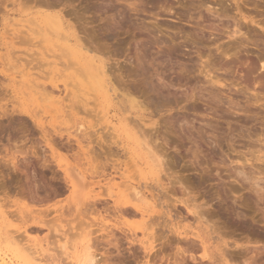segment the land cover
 I'll list each match as a JSON object with an SVG mask.
<instances>
[{"label":"rangeland","instance_id":"obj_1","mask_svg":"<svg viewBox=\"0 0 264 264\" xmlns=\"http://www.w3.org/2000/svg\"><path fill=\"white\" fill-rule=\"evenodd\" d=\"M261 61L264 0H0V264H264Z\"/></svg>","mask_w":264,"mask_h":264},{"label":"bare ground","instance_id":"obj_2","mask_svg":"<svg viewBox=\"0 0 264 264\" xmlns=\"http://www.w3.org/2000/svg\"><path fill=\"white\" fill-rule=\"evenodd\" d=\"M134 7H135V6H134ZM134 7H133V8H134ZM134 9H135V8H134ZM224 9H225V11L227 10L226 8H224ZM222 11L224 12V10H222ZM221 13H222V12H221ZM225 13H226V12H225ZM57 15H58V14H57ZM235 21H236V20H235ZM235 21H234V22H235ZM251 21H252V20L250 19V22H251ZM237 22H238V21H237ZM61 23H62V22H61ZM251 23H252V22H251ZM253 23H254V22H253ZM234 25H235V26H234V29H233V30L230 32V34H229L231 38H232V36H234V35L237 36V35H239V34L242 35V34L244 33V32H243L242 34L240 33V32H241V27H243V26H241V24L238 25V23H236V24L234 23ZM61 26H62V25H61ZM229 31H230V30H229ZM245 34H246V33H245ZM242 36H243V35H242ZM21 37H22V36H21ZM230 37H229V38H230ZM234 37H235V36H234ZM26 38H27V37H26ZM152 38H153V37H152ZM188 38H189V37H188ZM194 39H195V38H194ZM31 40H32V39H31ZM232 40H233V41L231 42V44L228 45V43H226L227 46L225 45V48H224V47H223L224 49L222 48L223 52L220 50V51L222 52V55L226 56V55L228 54V53H227L228 50H229V52H230V51L232 52V50H230V49L232 48V46L234 45V43H239V42H237V40H234L233 38H232ZM153 41H154V38H153ZM156 41H158V40H156ZM241 41H242V40H241ZM186 42H187V41H186ZM156 43H158V42H156ZM229 43H230V41H229ZM234 46H235V45H234ZM234 46H233V47H234ZM236 49H237V48L234 47V50H236ZM221 52H220V53H221ZM259 56H260V55H259ZM93 57H94V56H92V57L90 58L92 62H93V60H94ZM86 58H87V57H86ZM97 58H98V57H97ZM95 59H96V58H95ZM218 59H219V58H218ZM87 63H88V62H87ZM261 63H262L261 67L264 68V62L261 61ZM97 64H98V63H97ZM252 64H253V63H252ZM39 65H40V64H39ZM92 65H93V64H92ZM94 66H95V65H94ZM94 66H93V67H94ZM105 66H106V65H105V62H103V61H101V60L99 59V64H98L97 66L94 67V69H95V71H96V72H94V73H95L94 76H97V77L99 76V79H101L102 88L105 87V92H106L107 95L109 96L108 92H109L110 90H112V91L114 92V87H112V83H111V81H110V79H109V77H108V74H107V71H108V70L105 69ZM191 66H192V65H191ZM192 68H193V67H192ZM253 68H254V67H253ZM253 68H252V70H253ZM193 70H194V69H193ZM250 70H251V69H250ZM252 70H251V71H252ZM189 71H190V70H189ZM206 71H208V70H206ZM251 71H250V72H251ZM87 72H88V71H87ZM198 72H199V71H198ZM200 72H201V71H200ZM250 72H249V73H250ZM188 73H189V72H188ZM260 74H261V73H259V75H260ZM192 75H193V74H192ZM248 75L250 76V74H248ZM248 75L245 76V77H248ZM262 77H263V74L260 75V79H262ZM248 78H250V77H248ZM255 78H257V77L255 76ZM258 78H259V77H258ZM94 79H95V78H94ZM260 79H258V80H260ZM248 80H249V79H248ZM256 80H257V79H256ZM263 80H264V77H263ZM263 80H260V81H263ZM97 81H98V80H97ZM97 81L95 80V82L98 84ZM106 81H107V82H106ZM206 81H207V80H206ZM253 81L255 82V80H253ZM87 82H88V81H87ZM89 82H90V81H89ZM211 82H212V83H214V82L217 83V82H218V79H217V81L215 80V81H211ZM215 83H214V84H215ZM260 83H261V82H260ZM87 84H88V83H87ZM89 84H90V83H89ZM101 84H98V85H100V87H101ZM107 84H108L109 86H108ZM262 84H263V83H262ZM90 85H91V84H90ZM90 85H89V87H90L89 90H91L90 92H92V88H94V87H91ZM247 85H249V84H247ZM247 85H246V86H247ZM107 86H108V87H107ZM259 86L262 87L261 89H264V84H263V85H259ZM96 88H97V87H96ZM96 88L93 89V91L96 90ZM244 88H245V87H244ZM248 89H249V87H248ZM97 90H98V89H97ZM99 91H100V90H99ZM246 91H247V90H245V92H246ZM263 91H264V90H263ZM94 92H95V91H94ZM94 92H93V93H94ZM96 92H97V91H96ZM101 92H102V91H101ZM88 93H89V92H88ZM97 95H100V94H97ZM110 95H111V92H110ZM94 96H95V95L93 94V97H94ZM104 97H105V96H104ZM255 97H256V96H255ZM94 98H95V97H94ZM249 98H250V97H249ZM252 98H254V97H252ZM117 99H118V98H117ZM94 100H96V99H94ZM97 100H98V99H97ZM97 100H96V101H97ZM105 100H106V99H105ZM121 102H122V101H121ZM125 102H126V101H125ZM127 103H129V102H127ZM138 104H139V103H138ZM132 105H133V103H132ZM134 106H135V105H134ZM136 106L138 107V105H136ZM137 107H136V108H137ZM134 108H135V107H134ZM138 108H140V106H139ZM140 109H141V108H140ZM2 112H3V111H2ZM5 114H6V113H5ZM5 114H4V116H5ZM8 116H9V115H8ZM0 120H1V119H0ZM0 122H1V121H0ZM134 123H135V122H134ZM139 125H140V124H139ZM139 127H140V126H139ZM1 129H2V128H1ZM139 130H140V129H139ZM261 130H263V129H261ZM141 133H142V132H141ZM143 133H144V132H143ZM259 133H260V132H259ZM259 133H257V134H259ZM10 134H11V133H10ZM142 135H143V134H142ZM8 136H9V135H8ZM260 136H262V137H261V138H257V141H256V142L258 143L259 146H256V145H255L256 147H254V148H256V149L250 151V158H246V159H245L246 161H248V160H251V161H252V163H250V166H251V165L253 166L257 161H260V162H261V164H260V163H259V164L256 163V166H255V167H258V168L255 169V170H257V173H256V171L253 170V169H252V170H253L252 173H251V171H250L249 173H246V172H245L246 170H245V171L243 170V165H242V166H239V165H236V164H235L236 166H233V168H232V169L234 170V171L232 170L233 173H234V172H237L236 174H238V175H241V174H243L244 176L246 175L245 178H243L244 176L242 177L243 180H245V179H247V180H249V179L252 180V181H253L252 185H253V184H256V183H257L256 185H258V182H259L258 180H260V179L263 180V179H264V178H262V177L264 176V175H263V174H264V131H261ZM1 137H2V136H1ZM141 138H142V136H141ZM6 140H7V139H6ZM7 141H8V140H7ZM253 141H254V140H253ZM140 142H141V141H140ZM256 142H253V143L255 144ZM141 143H144V142H141ZM141 143H140V144H141ZM3 144H4V143H3ZM103 144H104V143H103ZM113 144H114V142H113ZM5 145H6V144H5ZM104 145H105V144H104ZM141 145H142V144H141ZM3 146H4V145H3ZM144 146H146L145 149H148V151H147V150H146V151L149 153V156L153 158V159H150V158H149V159H150V160H154V161L156 162V165L159 166V169H160L161 167L163 168V167L165 166V165H164L165 162L163 163V160H162V158H161L162 156L160 157L159 154L152 155L153 153H155V152H153V151H152V153H151V155H150V151H149V149H151V148H150L147 144L144 145ZM144 146L142 145L143 148H144ZM253 146H254V145H252L251 148H253ZM106 147H107V146H106ZM248 147H249V146H248ZM3 149H4V148H3ZM7 149H8V148H7ZM107 150H108V149H107ZM142 150H143V149H142ZM152 150H153V148H152ZM249 150H250V148H249ZM249 150H248V151H249ZM12 152H13V151H12ZM27 152H28V151H27ZM32 152H33V150H32ZM36 152H37V151H36ZM25 153H26V151H25ZM34 153H35V152H33V154H34ZM21 154H22V153H21ZM38 154H39V153H38ZM27 155H28V154H27ZM30 155H31V154H30ZM143 155H144V154H143ZM157 155H158L159 157H157ZM244 155H245V154H244ZM13 156H14V155H13ZM23 156H24V155H23ZM41 156H42V155H41ZM238 156H239V155H238ZM241 157H242V156H241ZM243 157H244V156H243ZM16 159H17V158H16ZM34 159H35V158H34ZM242 159H243V158H242ZM9 160H10V158H9ZM28 160H29V159H28ZM39 160H40V159H39ZM221 160H223V159H221ZM5 161H6V160H5ZM16 161H17V160H15V162H16ZM164 161H165V160H164ZM240 161H241V160H240ZM222 162H223V161H222ZM241 163H242V162H241ZM5 164H7V163H5ZM228 164H229V163H228ZM242 164H243V163H242ZM244 164H245V162H244ZM246 164H247V163H246ZM15 165H16V167H17V164H15ZM162 165H164V166H162ZM9 166H10V165H9ZM11 166H13V164H12ZM42 166H43V165H42ZM167 166H168V165H167ZM248 167H249V166H248ZM255 167H254V168H255ZM13 168H15V167H13ZM154 168H155V167H154ZM16 169H17V168H16ZM163 169H165V168H163ZM17 170H18V169H17ZM156 170H157V169H156ZM165 170H166V169H165ZM10 171H11V170H10ZM18 171H19V170H18ZM247 171H249V170H247ZM254 171H255L256 175L253 174ZM159 172H160V171H159ZM262 172H263V173H262ZM233 173H232V174H233ZM240 173H241V174H240ZM250 173H251V174H250ZM160 174H161V173H160ZM160 174L158 173L159 178H160V176H161ZM260 174H262L263 176L259 177ZM233 175H234V174H233ZM201 176H202V175H201ZM156 177H158V176H156ZM239 177H240V176H239ZM159 178H157V179H159ZM242 178H241V179H242ZM161 179H162V178H161ZM161 179H159V180H161ZM153 180H154V179H153ZM243 180H242V181H243ZM4 181H5V180H4ZM157 181H158V180H157ZM242 181H241V183H242ZM257 181H258V182H257ZM244 182H245V181H244ZM255 182H256V183H255ZM154 183H155V182H154ZM157 183H158V184H161L162 181H161V183H160V181L157 182ZM157 183H156V184H157ZM156 184H155V185H156ZM162 184L164 185L163 187L168 186V184H166V186H165L164 182H163ZM162 184H161V186H162ZM138 185H139V184H138ZM147 185H148V184H147ZM147 185H145V186H147ZM153 185H154V184H153ZM156 186H159V185H156ZM250 186H251V185H250ZM258 186H259V185H258ZM131 187H132V186H131ZM148 187L150 188L151 186L149 185ZM132 188H133V187H132ZM146 188H147V187H146ZM166 188H167V187H166ZM169 188H170V187H169ZM255 188H256V191L253 189V190L255 191V194H257V193L260 191V192L258 193L259 195L257 194V196H259L260 199L264 198V194H263L264 192L262 193V191H264V188H263V187H259V188L255 187ZM262 188H263V189H262ZM130 189H131V188H130ZM135 189H136V188L134 187V190H135ZM167 189H168V188H167ZM260 189H262V191H261ZM147 190H148V189H147ZM153 190H154V189H153ZM157 190H158V189H157ZM160 190H161V189H160ZM230 190H231V189H230ZM130 191H131V190H130ZM138 191H139V189H138ZM235 191H236V189H235ZM235 191H234V192H235ZM136 192H137V191H136ZM149 192H150V190H149ZM151 192H152V191H151ZM156 192H157V191H156ZM159 192H160V191H159ZM256 192H257V193H256ZM132 193H133V192H132ZM138 193H141V192H138ZM161 193H162V192H161ZM130 194H131V192H130ZM130 194H129V195H130ZM134 194L137 195L135 192H134ZM134 194H133V195H134ZM163 195H164V194H163ZM145 196H146V195H143V196H142V194H139V195L137 196L138 201H140V200L142 201V200H143V201L145 202V199L148 198V197H145ZM157 196H158V195H157ZM131 197H132V195H131ZM153 197L156 198L155 196H153ZM161 197H163V196H161ZM133 198H134V197H133ZM151 198H152V197H151ZM159 198H160V197H159ZM259 198H258V199H259ZM139 199H140V200H139ZM156 199H157V198H156ZM156 199H154L153 201H155ZM166 199H167V198H166ZM132 200H133V199H132ZM151 200H152V199H151ZM167 200L169 201V199H167ZM185 200H186V199H185ZM262 200H263V199H262ZM146 201H147V200H146ZM157 201H158V200H157ZM148 203H149V202H148ZM167 203H168V202H167ZM172 203H173V202H172ZM177 203H178V202H177ZM168 204H169V203H168ZM147 205H148L149 208H150V205H149V204H147ZM151 205L153 206L154 204L151 203ZM152 206H151V207H152ZM156 206H157V205H156ZM123 207H124V206H123ZM127 207H128V206H127ZM141 208H142V207H141ZM158 208H159V207H158ZM160 208H161V207H160ZM126 209H127V208H126ZM145 209H146V208H145ZM119 210H120V209H119ZM140 210H143L142 212L145 211L144 214H143V216H144V215L146 214V211H147L148 209H147V210L140 209ZM149 210H150V209H149ZM126 211H127V210H126ZM133 211H134V210H133ZM160 211H161V210H160ZM189 211H191V210H189ZM142 212H141V213H142ZM193 212H194V211H193ZM134 213H135V212H134ZM136 213H137V212H136ZM195 213H196V212H195ZM237 213H239V211H238ZM157 214H158V213H157ZM240 214H241V213H240ZM146 215H147V214H146ZM160 215H161V214H160ZM237 216H238V215H237ZM239 216H240V215H239ZM241 216H242V215H241ZM241 216H240V218H241ZM145 217H146V216H145ZM148 217H149V216H148ZM155 217H156V216H155ZM162 217H163V216H162ZM194 217H195V216H194ZM143 218H144V217H143ZM158 218H159V217H158ZM160 218H161V217H160ZM242 218H243V216H242ZM154 219L156 220L157 218H154ZM161 219H162V218H161ZM161 219H160V220H161ZM199 219H200V218H199ZM243 219H244V218H243ZM147 220H148V218H147ZM152 220H153V218H152ZM152 220H151V221H152ZM164 220H165V219H164ZM40 221H41V220H40ZM148 221L150 222V220H148ZM153 221H154V220H153ZM244 221H245V220H244ZM158 222H159V221H158ZM242 222H243V221H242ZM154 223H155V222H154ZM160 223H161V222H160ZM243 223H244V222H243ZM144 224H146V222H145ZM152 224H153V223H152ZM146 225L149 226L150 224H146ZM155 225H157V223H156ZM155 225H154V226H155ZM236 225H237V224H236ZM160 226H161V225H160ZM178 226H179V225H178ZM207 227H208V226H207ZM243 227H244V226H243ZM157 229H158V228H157ZM147 230H148V229H147ZM161 230H162V229H161ZM157 232H158V231H157ZM209 232H210V230H209ZM142 233L144 234V232H142ZM153 233H155V232H153ZM164 233H165V232H164ZM206 233H207V232H206ZM211 233H213V232H211ZM241 233H242V232H241ZM151 234H152V233H151ZM151 234H148V235L151 236ZM159 234H160V233H159ZM178 234H179V233H178ZM190 234H191V233H190ZM148 235H147V236H148ZM198 235H199V234H198ZM256 235H257V234H256ZM258 235H259V234H258ZM154 236H155V234L152 236V238H153ZM148 237H149V236H148ZM155 237H157V235H156ZM196 237H198V236H196ZM211 237H213V236H211ZM108 239H109V238H108ZM148 239H149V238H148ZM153 239H154V238H153ZM194 239H195V238H194ZM134 240H135V239H134ZM182 240H184V239H182ZM188 240H189V239H188ZM190 240H193V239L191 238ZM141 241H142V240H141ZM185 241H186V240H185ZM143 242H144V241H143ZM152 242H153V241H152ZM174 242H175V241H174ZM183 242H184V241H183ZM183 242H182V243H183ZM186 242H187V241H186ZM192 242H194V240H193ZM200 242H201V241H200ZM168 243H169V242H168ZM163 244H165V243H163ZM166 244H167V243H166ZM166 244H165V245H166ZM191 244H192V243H190V245H191ZM227 244H228V243H227ZM150 245H151V244H150ZM186 245H187V244H186ZM186 245H185V246H186ZM156 246H157V245H156ZM199 246H200V245H199ZM247 246H248V245H247ZM157 247H158V246H157ZM148 248H149V247H148ZM168 248H170V247H168ZM182 248H184V247H182ZM236 248H238V247H236ZM261 248H262V247H261ZM243 249H244V247H243ZM156 250H157V248H156ZM198 250H199V249H198ZM245 250L248 252L249 249H248V250L245 249ZM239 252H240V251H239ZM90 253H91V252H90ZM88 254H89V252H88ZM91 254H92V253H91ZM91 254H90V256L88 255L89 257L86 256V257H88V259L86 258V260H88L91 264H94V263L97 264L96 262H98V261H97V258H95L96 255L94 256V255H91ZM183 254H184V253H183ZM178 256H179V255H178ZM190 256H191V255H190ZM248 256H249V255H248ZM173 257H174V256H173ZM184 257H185V256H184ZM254 257H255V256H254ZM99 258H100V257H99ZM99 258H98V259H99ZM192 258H193V257H192ZM100 259H101V258H100ZM182 259H183V258H182ZM134 260H135V259H134ZM195 260H196V259H195ZM206 260H207V258H206ZM191 261H192V260H191ZM193 261H194V260H193ZM89 262H88V263H89ZM204 262H205V261H204ZM204 262H203V263H204ZM2 263H3V262H2ZM2 263H1V264H2ZM3 264H7V263H3ZM200 264H202V262H201Z\"/></svg>","mask_w":264,"mask_h":264}]
</instances>
